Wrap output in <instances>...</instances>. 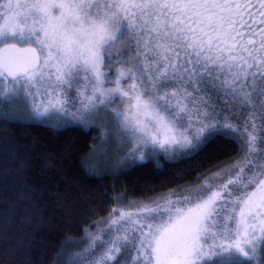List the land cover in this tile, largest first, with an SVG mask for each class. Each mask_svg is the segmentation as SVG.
Here are the masks:
<instances>
[{
  "label": "snow or ice",
  "instance_id": "1",
  "mask_svg": "<svg viewBox=\"0 0 264 264\" xmlns=\"http://www.w3.org/2000/svg\"><path fill=\"white\" fill-rule=\"evenodd\" d=\"M41 118L100 127L94 161L238 149L70 264H264V0H0V122Z\"/></svg>",
  "mask_w": 264,
  "mask_h": 264
},
{
  "label": "trees",
  "instance_id": "2",
  "mask_svg": "<svg viewBox=\"0 0 264 264\" xmlns=\"http://www.w3.org/2000/svg\"><path fill=\"white\" fill-rule=\"evenodd\" d=\"M101 132L95 124L42 118L0 122V264H70L86 232L125 202L190 185L238 151L218 138L179 163L163 156L121 162L115 149L94 161Z\"/></svg>",
  "mask_w": 264,
  "mask_h": 264
},
{
  "label": "rangeland",
  "instance_id": "3",
  "mask_svg": "<svg viewBox=\"0 0 264 264\" xmlns=\"http://www.w3.org/2000/svg\"><path fill=\"white\" fill-rule=\"evenodd\" d=\"M116 104L118 105V104H120V101L119 100H117L116 101ZM116 105H113V107H115ZM6 111H9V112H16V111H19V110H16V109H12V108H7V109H5ZM44 121H47V122H50V123H54V124H58L57 123V121H55V120H52V121H48L47 119H44V118H42ZM71 123L72 121L69 119V121L68 122H66V123ZM103 159H104V157H103ZM122 159V158H121ZM123 161V159L121 160V162ZM129 203H127V202H125L123 205H122V208L120 209V210H128L127 209V205H128ZM119 210V211H120ZM119 211L117 212V213H115V214H113L111 217H113V218H118V216H119ZM106 221V220H105ZM105 228H107V224L104 222V223H100V225H99V229H105ZM99 229H96V230H92L91 232L93 233V234H96L97 232H98V230Z\"/></svg>",
  "mask_w": 264,
  "mask_h": 264
}]
</instances>
